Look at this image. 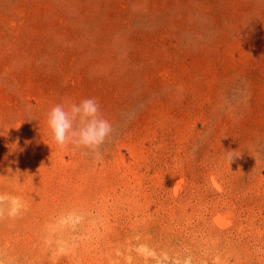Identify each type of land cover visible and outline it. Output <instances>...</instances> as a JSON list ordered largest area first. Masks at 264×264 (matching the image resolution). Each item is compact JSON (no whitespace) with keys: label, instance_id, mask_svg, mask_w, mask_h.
<instances>
[{"label":"rangeland","instance_id":"obj_1","mask_svg":"<svg viewBox=\"0 0 264 264\" xmlns=\"http://www.w3.org/2000/svg\"><path fill=\"white\" fill-rule=\"evenodd\" d=\"M0 197L3 264H264V0H0Z\"/></svg>","mask_w":264,"mask_h":264},{"label":"clouds","instance_id":"obj_2","mask_svg":"<svg viewBox=\"0 0 264 264\" xmlns=\"http://www.w3.org/2000/svg\"><path fill=\"white\" fill-rule=\"evenodd\" d=\"M46 122L52 141L66 148L90 150L100 157V146L111 132V124L99 115V105L95 98L72 104L65 110L63 105H55L46 115ZM234 156H229V164ZM0 199H3L0 197ZM0 264H3L0 261Z\"/></svg>","mask_w":264,"mask_h":264}]
</instances>
